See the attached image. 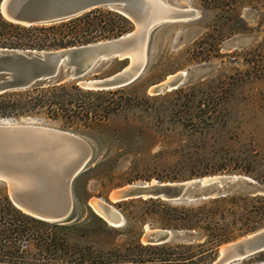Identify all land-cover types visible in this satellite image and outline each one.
<instances>
[{
	"label": "rangeland",
	"instance_id": "rangeland-1",
	"mask_svg": "<svg viewBox=\"0 0 264 264\" xmlns=\"http://www.w3.org/2000/svg\"><path fill=\"white\" fill-rule=\"evenodd\" d=\"M160 1L192 9L191 15L162 21L149 32L144 69L124 85L129 102L122 109L91 127L40 116L0 117L70 131L89 144V161L71 183V211L59 221L68 226L70 241L98 248L147 244L142 241L147 229L189 233L168 225L167 206L193 207L211 199L112 201L110 192L154 179L180 181L222 173L251 178L259 192L223 196L226 214L237 229L230 240L264 227V0ZM130 23L129 30L134 26ZM126 62L112 59L81 79L110 75ZM179 70L191 74L175 88L154 91V84ZM94 198L116 209L121 222L102 223L92 209ZM203 240L200 234L191 242L170 239L164 242L167 249L140 252L144 259H155L145 264H181L172 247ZM221 244L204 264L216 257ZM232 264H264V250Z\"/></svg>",
	"mask_w": 264,
	"mask_h": 264
},
{
	"label": "water",
	"instance_id": "water-1",
	"mask_svg": "<svg viewBox=\"0 0 264 264\" xmlns=\"http://www.w3.org/2000/svg\"><path fill=\"white\" fill-rule=\"evenodd\" d=\"M163 4L167 11L155 13L149 10L145 0H0L2 16L22 25L54 23L97 7L116 11L134 25L115 37L56 49L0 47V93L71 79L93 90L129 84L144 69L149 32L156 24L179 17L174 6ZM112 59L127 62L110 75L81 79ZM189 74L188 70H179L154 84L153 89L158 92L175 88ZM90 152L89 144L73 132L0 121V182L5 185L12 204L34 217L53 222L66 219L72 208V180L86 167ZM235 191L259 193L251 178L222 173L180 181L127 184L112 190L109 198L119 201L147 197L190 202L223 197ZM95 203L96 210L92 209L114 225L112 221L120 216L119 212L105 201ZM170 239L191 242L197 235L166 228L147 229L142 234V241L147 244H161ZM262 250L264 227L221 244L209 264H232Z\"/></svg>",
	"mask_w": 264,
	"mask_h": 264
},
{
	"label": "trees",
	"instance_id": "trees-1",
	"mask_svg": "<svg viewBox=\"0 0 264 264\" xmlns=\"http://www.w3.org/2000/svg\"><path fill=\"white\" fill-rule=\"evenodd\" d=\"M130 27L128 18L102 7L66 20L31 25L13 23L0 13V47L56 49L115 37ZM127 97L124 86L93 90L72 80L33 85L0 93V117L40 116L91 127L122 109L129 102ZM225 201V197H218L193 207L167 206L168 225L204 237L196 247L192 243L172 247L178 250L175 259L179 263L204 264L219 244L234 237L237 229L229 219L231 215L226 214ZM68 229L65 223L46 221L15 207L0 182V264H145L155 259H144L140 251L170 247L136 242L95 248L70 241Z\"/></svg>",
	"mask_w": 264,
	"mask_h": 264
},
{
	"label": "bare ground",
	"instance_id": "bare-ground-1",
	"mask_svg": "<svg viewBox=\"0 0 264 264\" xmlns=\"http://www.w3.org/2000/svg\"><path fill=\"white\" fill-rule=\"evenodd\" d=\"M145 4L149 8V10H151V11H153L155 13H164V12L167 11L166 10V6L159 0H145ZM174 10H175V12L178 13V16H179L178 18L187 17V16L191 15V11H192V9L181 8V7L180 8L175 7ZM153 181H155V179ZM260 190H261V188H260ZM96 200H100V199L94 198L93 200H91V202H93V205L95 207H96V203H95ZM94 206H92V207H94ZM94 210H96V209H94ZM117 216L114 217L112 223H120L121 222L120 216H118V217Z\"/></svg>",
	"mask_w": 264,
	"mask_h": 264
}]
</instances>
